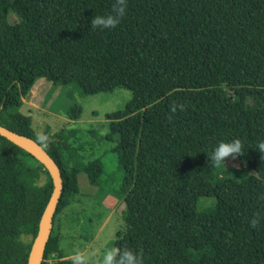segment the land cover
<instances>
[{"label": "trees", "instance_id": "16d2710c", "mask_svg": "<svg viewBox=\"0 0 264 264\" xmlns=\"http://www.w3.org/2000/svg\"><path fill=\"white\" fill-rule=\"evenodd\" d=\"M114 2L0 0V125L36 141L58 165L53 226L79 193L78 175L97 186L101 162L84 164L64 133L45 132V147L13 110L39 79L73 84L81 96L121 88L131 99L106 116L123 174L116 246L142 250L143 264H264V0H127L115 29H91ZM174 105L184 110L172 113ZM81 112L72 104L68 117ZM235 139L244 145L239 167H215L212 151ZM52 192L44 166L0 136V264H26L32 241L23 237L33 240ZM53 226L41 264L60 253Z\"/></svg>", "mask_w": 264, "mask_h": 264}, {"label": "rangeland", "instance_id": "374dc122", "mask_svg": "<svg viewBox=\"0 0 264 264\" xmlns=\"http://www.w3.org/2000/svg\"><path fill=\"white\" fill-rule=\"evenodd\" d=\"M7 19L9 23L19 26L18 19L12 13L8 14ZM41 83L50 88L47 93H43L46 96L42 112L45 113L30 115L21 107L13 110V113L27 116L37 136L45 135L47 131L50 135L64 133L67 145L77 150L84 164L100 160L103 168L102 174L97 178V186L90 184L84 174L78 175L79 193L56 216L53 226L54 232L60 237V253L51 255L44 262L52 264L59 259H71L77 251H81L86 255L95 252L96 259L102 264L106 250L119 248L116 246V234L124 228V206L119 192L123 174L117 167L116 155L111 152L116 142L107 139L109 121L106 116L122 111L131 99V93L120 88L112 92L81 96L73 84L53 86L46 80H40L36 85ZM72 104L78 105L82 110L78 120L68 117ZM71 131L75 133L74 137L69 136ZM56 137L57 140L52 137V141L58 146L60 137ZM59 152L61 161H65L66 152ZM70 166H74V163ZM226 167L238 168L239 162L228 159ZM45 177L41 176L40 184ZM211 203L204 201L202 206H209ZM23 241L29 242L32 239L25 236Z\"/></svg>", "mask_w": 264, "mask_h": 264}, {"label": "clouds", "instance_id": "9594fccd", "mask_svg": "<svg viewBox=\"0 0 264 264\" xmlns=\"http://www.w3.org/2000/svg\"><path fill=\"white\" fill-rule=\"evenodd\" d=\"M126 11L127 0H115L110 14L106 16H95L91 19V29H115L121 23ZM177 107H179L181 111L184 110V105H174L171 110L172 113L177 111ZM171 119L172 116L170 115L169 120ZM37 139L45 147L50 143V137L44 134L39 135ZM258 151L264 154V141L258 144ZM243 155L244 145L240 139H235L232 142H220L208 159L215 167L219 168L221 166L226 167L228 158L234 161L237 157ZM261 199H264V196H261ZM259 222V214H256V217L250 220V227L256 228ZM71 260L72 264H101V262L96 259L95 252L86 255L84 252L77 251L75 255L71 257ZM102 264H143V252L141 250L137 253L129 248L121 249L113 247L103 253Z\"/></svg>", "mask_w": 264, "mask_h": 264}, {"label": "water", "instance_id": "95a60500", "mask_svg": "<svg viewBox=\"0 0 264 264\" xmlns=\"http://www.w3.org/2000/svg\"><path fill=\"white\" fill-rule=\"evenodd\" d=\"M0 136L17 145L34 157L47 170L53 184V192L48 201L38 224L37 232L32 240L26 264H41L44 249L48 242L53 226V216L57 209L62 192V178L60 169L43 146L33 139L20 135L0 125Z\"/></svg>", "mask_w": 264, "mask_h": 264}, {"label": "crops", "instance_id": "0c3cea01", "mask_svg": "<svg viewBox=\"0 0 264 264\" xmlns=\"http://www.w3.org/2000/svg\"><path fill=\"white\" fill-rule=\"evenodd\" d=\"M40 80H45V79H39L35 82L33 85L29 95L23 99V104L21 108H25L27 113L31 115V113H45L43 111V103L45 101V94L44 92L47 93V91L50 90L49 85H46L44 83H41L39 85H36L37 82H40ZM47 81V80H46ZM50 83V82H48ZM49 113V112H48ZM54 135V134H52ZM57 140V139H55Z\"/></svg>", "mask_w": 264, "mask_h": 264}]
</instances>
